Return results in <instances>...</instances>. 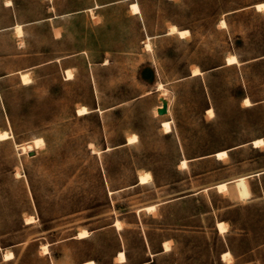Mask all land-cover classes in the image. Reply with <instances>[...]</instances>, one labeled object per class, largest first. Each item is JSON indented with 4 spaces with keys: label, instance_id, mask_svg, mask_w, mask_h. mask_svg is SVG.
I'll return each instance as SVG.
<instances>
[{
    "label": "rangeland",
    "instance_id": "rangeland-1",
    "mask_svg": "<svg viewBox=\"0 0 264 264\" xmlns=\"http://www.w3.org/2000/svg\"><path fill=\"white\" fill-rule=\"evenodd\" d=\"M5 1L0 28L25 24L22 48L14 29L0 31V75L83 53L70 81L57 61L33 68L27 84L17 73L0 77V129L11 135L0 139V264H264V172L254 175L264 169V144H250L264 137V7L253 5L264 0ZM170 23L189 34L166 33ZM229 53L240 62L225 64ZM195 66L201 72L191 75ZM162 97L168 110L155 115ZM81 104L88 113H76ZM131 132L138 139L126 143ZM35 136L44 144L22 152L18 144ZM220 148L228 156L217 160ZM203 165L210 173L197 177L192 169ZM146 169L152 179L137 183ZM240 174L249 175V197L232 181L215 188ZM147 203L154 209L137 210ZM79 228L90 234L74 236Z\"/></svg>",
    "mask_w": 264,
    "mask_h": 264
},
{
    "label": "crops",
    "instance_id": "crops-1",
    "mask_svg": "<svg viewBox=\"0 0 264 264\" xmlns=\"http://www.w3.org/2000/svg\"><path fill=\"white\" fill-rule=\"evenodd\" d=\"M117 1H123V0H116V2ZM131 2H133V1H131ZM131 2H129L128 3V7L130 8V3ZM134 2H136V1H134ZM137 3V2H136ZM12 4V2H11V0H6L5 1V5L6 6H9V5H11ZM106 4V2L105 3H95L94 5H93V7H101V6H104ZM255 4V3H254ZM253 4V5H254ZM137 5H138V3H137ZM256 6V5H255ZM138 8H139V5H138ZM234 10H236V9H233V11ZM77 11H80V10H77ZM130 11L133 13V14H136L137 16L138 15H140V13H141V8H139V11L138 12H134V11H132V9L130 8ZM233 11H230V12H233ZM76 12V11H75ZM72 13H74L73 11H68V12H62V13H53V14H50V15H48V16H45V17H42L41 19H39V20H50V19H55V18H60V17H64V16H68V14H72ZM224 19V18H223ZM220 20V19H219ZM38 20H32V21H30V22H27L28 24H31V23H33V22H37ZM24 24L25 23H19V22H15L13 25H10V26H8V27H1L0 28V31H2V30H4V29H6V28H11V29H14V33H15V35H14V42L16 43V47H18V48H22V46H23V44H21L22 42H20L19 41V39H20V37H22V36H24V29H23V26H24ZM170 24H173V23H170ZM220 24V23H219ZM226 24V23H225ZM170 26V25H169ZM169 26L167 27V31H166V33H168V28H169ZM222 26V25H221ZM226 26V25H225ZM179 27V26H178ZM180 28H187V27H180ZM54 29V31H55V28H53ZM188 29V28H187ZM177 34V33H176ZM189 34V33H188ZM187 34V35H188ZM55 36H57V35H61L60 33H55L54 34ZM179 35V34H178ZM187 35H185V36H187ZM180 36V35H179ZM149 37V38H148ZM181 37H184V36H181ZM150 38H151V36L150 35H146V39H149L150 40ZM145 41L146 40H144V43H145ZM83 53V50H79V51H76V52H71V53H69V54H65V55H60V56H57V57H54V58H51V59H49V60H36L35 62H33V64L31 65V66H29L28 68H29V71H25L24 69H21L20 67L19 68H15L14 70H11V71H9V72H7V73H4V74H2V75H0V77L1 76H3V75H11V74H15V73H17L18 75H19V79H20V81H21V83H23V84H27V83H30L32 80H31V78H30V75L33 73V68H36V67H39V66H45V65H47V64H51V62H54V61H57L58 62V65H59V67H60V75H61V79L63 80V81H70L71 79H73V78H75V75H76V71H77V64H74V61H77V60H79V58H81L82 56H81V54ZM35 54L37 55V52H35ZM225 60V59H224ZM106 62H107V58L105 59V61L103 62V64H106ZM92 63H93V61H91L89 58L87 59V61H86V64L88 65V64H91L92 65ZM234 63H236V62H234ZM233 63V64H234ZM225 64H227L226 63V60H225ZM196 67V66H195ZM194 68V67H193ZM67 71H70L71 72V74H70V76H68L67 75ZM200 72H201V70H200ZM200 72H198V73H200ZM23 74H25L26 76H27V80L26 81H23L22 80V75ZM191 75H198V74H192V69H191ZM157 90H160V89H157ZM246 98H248L249 99V103H245L244 101H245V99ZM243 103L245 104V105H251L252 104V102H251V100H250V98L248 97V96H245V97H243ZM81 105H84V104H81ZM161 105V104H160ZM86 106V105H85ZM157 106H159V105H157ZM166 106H167V103H166ZM87 107V106H86ZM156 107V106H155ZM87 109H88V107H87ZM209 109H211L212 110V108H207V110H206V112L211 116L212 114H213V111L212 112H209ZM167 110H168V107H167ZM167 110L165 111V112H162L161 114H156L155 113V115H162V114H164V113H166L167 112ZM75 111H76V109H75ZM88 112H89V109H88ZM88 112H86V113H88ZM77 113V112H76ZM78 115H82V114H85V113H82V114H79V113H77ZM164 120H168L169 121V124H170V129L169 130H164V128H163V121ZM161 128H162V131H165V132H168V131H170L171 129H172V127H171V120H169V119H163L162 121H161ZM131 133H134V132H131ZM131 133H128V134H131ZM127 134V135H128ZM135 135H136V133H134ZM126 135V136H127ZM128 137V136H127ZM127 137H126V143H132V142H135V141H137V139H138V136H137V139L136 140H134V141H128V139H127ZM34 138V137H33ZM259 138H261L262 139V142L261 143H255L254 142V140L255 139H259ZM44 139V138H43ZM250 144H252V146L254 147H257V146H261V145H263L264 144V137H262V136H257V137H254V139L252 140V141H250ZM109 147V146H108ZM218 151H224L225 152V155H221V156H217V154H218ZM215 153L213 154V156H215V158L218 160V159H223V158H225V157H227L228 156V152H227V149H224V148H220V149H218V150H216V151H214ZM203 158V156L202 155H200V156H191V157H182V159L180 160V163H179V166L180 167H184V166H187L188 165V163L189 162H192V161H200V159H202ZM183 159H185V163H182V160ZM182 163V164H181ZM193 171H194V173H195V175L197 176V177H201V176H203V175H207V174H209L210 173V170H208L207 169V167L205 166V165H203V167H201V168H193L192 169ZM142 171H144V172H146V171H148V172H150L149 170H142ZM141 172V171H140ZM262 173V172H264V169H262V170H259V171H255V173H254V175L255 174H258V173ZM150 174H151V172H150ZM249 175L248 174H240V175H237V177H235V178H233V179H231V180H222V181H219L218 183H216L215 184V188L218 190V191H223V190H226L227 189V184H228V182L229 181H232L233 182V186H234V188L236 189V193H237V196H239V192H238V188H237V179H239V178H244V181H245V184H246V188H247V195H245L244 197H241V196H239V198H247V197H249L250 195H251V193H250V189L248 188V185H247V177H248ZM152 179V174H151V177L148 179V180H146V182H149L150 180ZM146 182H143V183H141V182H139V174H138V181H137V183H140V184H145ZM220 182H224L225 184H226V186H225V188L226 189H220V188H217V185L220 183ZM146 205H151V207L150 208H147L146 209ZM146 205H144V206H141V207H137V210H141V209H145V210H152V209H154V206H155V203H147ZM115 219H118V218H115ZM114 219V220H115ZM114 220L112 221V224L114 225ZM119 221H120V223H121V220L120 219H118ZM218 222H221L222 223V225H224V227H223V229H220L219 228V226L217 225V223ZM216 225H217V227H218V230H219V232H224V231H226L227 230V227H226V225L224 224V222H223V220H220V221H217L216 222ZM115 226V225H114ZM116 227V226H115ZM122 227H121V225H120V227H118V229H121ZM89 234H90V231H89ZM88 234V235H89ZM87 235V236H88ZM74 236H76V234L74 235ZM77 237V236H76ZM84 237H86V236H84ZM79 238H81V237H79ZM166 244L167 243V247H165V245H164V249L166 250V249H170L171 248V246H170V244L168 243V241L166 240V241H164L163 242V244ZM47 245V244H46ZM120 251V250H119ZM118 251V252H119ZM123 251V250H122ZM225 251H228L229 252V256H230V251L229 250H225ZM225 251H223V252H225ZM13 252V251H12ZM45 253H47V252H49V248L46 250V251H44ZM118 252H117V254H118ZM222 252V253H223ZM14 254V253H13ZM117 254H116V257H117ZM124 254H125V252H124ZM221 256H222V254H221ZM12 258H14V255L12 256V257H10V258H5V259H12ZM222 259L223 260H226V261H228V262H230V257H229V260H227V259H224L223 257H222ZM88 260H92V259H87V260H84V261H88ZM125 260H126V255H125ZM125 260H123V261H125ZM84 261H81L80 262V264H82ZM92 261H94V260H92ZM118 262H123V261H120V260H117ZM93 264H95V262L93 263ZM135 264H141V263H135Z\"/></svg>",
    "mask_w": 264,
    "mask_h": 264
},
{
    "label": "bare ground",
    "instance_id": "bare-ground-1",
    "mask_svg": "<svg viewBox=\"0 0 264 264\" xmlns=\"http://www.w3.org/2000/svg\"><path fill=\"white\" fill-rule=\"evenodd\" d=\"M254 5H256V8L257 9H261L264 7V2L263 1H260V2H256ZM130 8L132 9V11L134 12H138L139 11V8H138V5L136 2H131L130 3ZM219 23L222 25V26H225V20L223 18H220L219 20ZM168 33H177L179 34L180 36H185L189 33V29L187 28H180V27H177L176 25L174 24H170L169 28H168ZM149 38V37H148ZM145 44H146V47L148 48H151L152 44H150V40L149 39H146L145 41ZM225 60H226V63L227 64H231V63H234V62H240L238 59H237V56L236 54L234 53H229L225 56ZM198 72H200V69L199 67H194L192 68V74H198ZM71 72L70 71H67V75L70 76ZM22 80L23 81H26L27 80V76L25 74L22 75ZM163 86V83H158L157 85V89L159 88H162ZM245 103H249V99L246 98ZM166 105V99H164V97H162V103L161 105L159 106H156L155 107V113L156 114H161L160 112V109H162V107H164ZM166 109H167V106H165ZM76 112L79 113V114H82V113H86L88 112V109L85 105H79L78 107H76ZM209 112H212L211 109H209ZM163 128L164 130H169L170 129V124H169V121L168 120H164L163 121ZM11 135L9 134V132L6 130V129H0V139H6V138H9ZM127 139L128 141H134L137 139V136L134 134V133H131V134H128L127 135ZM255 143H261L262 142V139L259 138V139H255L254 140ZM44 144V139L40 136H35L31 142H21L18 144V147L21 149L22 152L24 153H27L29 150H34L36 147H39L41 145ZM221 155H225V152L224 151H218V154L217 156H221ZM182 163H185V159L182 160ZM181 163V164H182ZM151 177V174L150 172L146 171H141L139 173V182L143 183V182H146V180H148L149 178ZM226 184L224 182H220L218 185H217V188H220V189H226L225 188ZM237 188H238V192H239V196L241 197H244L245 195H247V188H246V184H245V181H244V178H239L237 179ZM151 205H146V209L147 208H150ZM33 220V215H27L25 217V222H31ZM114 225L116 226V228L120 227V221L118 219H115L114 220ZM217 225L219 226L220 229H223L224 225H222L221 222H218ZM89 234V230H87L86 228H79V230L76 232V236L77 237H84V236H87ZM165 245V247H167V243L163 244ZM42 248H44V250L46 251V244L45 243H42ZM229 254L228 251H225L222 253V257L223 258H226V256ZM14 254L12 252V250H7L3 253V257L4 258H10L12 257ZM117 258L118 260L120 261H123L125 260V254H124V251L120 250L117 254ZM94 261L92 260H88V261H84L82 264H93Z\"/></svg>",
    "mask_w": 264,
    "mask_h": 264
},
{
    "label": "water",
    "instance_id": "water-1",
    "mask_svg": "<svg viewBox=\"0 0 264 264\" xmlns=\"http://www.w3.org/2000/svg\"><path fill=\"white\" fill-rule=\"evenodd\" d=\"M166 31H167V30H166ZM165 106H166V105H165ZM165 106L162 107V109H160V112H161V113L166 111V107H165ZM34 153H35L34 150H29V151H28V154H29V155H33Z\"/></svg>",
    "mask_w": 264,
    "mask_h": 264
},
{
    "label": "trees",
    "instance_id": "trees-1",
    "mask_svg": "<svg viewBox=\"0 0 264 264\" xmlns=\"http://www.w3.org/2000/svg\"><path fill=\"white\" fill-rule=\"evenodd\" d=\"M238 59V58H237Z\"/></svg>",
    "mask_w": 264,
    "mask_h": 264
}]
</instances>
